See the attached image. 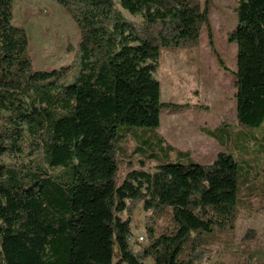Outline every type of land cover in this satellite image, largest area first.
I'll use <instances>...</instances> for the list:
<instances>
[{
  "label": "trees",
  "instance_id": "16d2710c",
  "mask_svg": "<svg viewBox=\"0 0 264 264\" xmlns=\"http://www.w3.org/2000/svg\"><path fill=\"white\" fill-rule=\"evenodd\" d=\"M56 1L80 41L70 64L37 71L26 32L13 24V0H0V264L204 262L201 236L232 226L237 208L238 165L229 151L201 165L158 135L156 145L175 162L130 169L118 187L114 179L118 129L156 131L163 109L186 107L160 100L162 51L197 46L205 29L225 69L213 48L211 0ZM234 14L227 38L236 46L235 120L240 128H260L264 0H237ZM229 128L205 132L230 144ZM138 204L152 214L169 208L176 228L155 236L147 227L148 245L133 251L127 237Z\"/></svg>",
  "mask_w": 264,
  "mask_h": 264
},
{
  "label": "rangeland",
  "instance_id": "374dc122",
  "mask_svg": "<svg viewBox=\"0 0 264 264\" xmlns=\"http://www.w3.org/2000/svg\"><path fill=\"white\" fill-rule=\"evenodd\" d=\"M236 4L237 0H211L209 6L213 48L225 69L221 68L209 47L205 29L197 46L162 51L155 74L160 84V100L186 107L163 109L161 125L156 131L121 127L116 142L114 183L118 187L130 169L153 171L158 162H175L173 154L156 145L158 135L166 138V144L176 146L179 139L174 136L173 128H184L189 144L181 149H188L194 161L207 164L217 149L221 151L222 148L216 141L199 138L201 132L224 125L230 127L233 139L223 151H229L238 165L239 201L232 226L225 230L215 228L212 233L201 236L206 260L196 264H264V123L260 128L249 129L238 127L235 120V88L231 73L236 70V46L228 42L227 35L236 25ZM116 7L119 9L118 5ZM121 12L129 20H140ZM13 24L26 32L35 70L51 71L70 64L80 41V32L56 0H13ZM250 136L255 140L252 141ZM143 150L156 152L157 158L147 160ZM206 153L212 157L204 156ZM6 161L11 162V159ZM250 172H254V176L256 173L261 175L251 186V192L259 187L252 198L243 196L247 192L245 186ZM147 227L153 229L155 236L173 233L176 226L171 210L166 208L160 214H152L136 205L131 213V233L147 237ZM148 243L147 237V242L134 247L133 251ZM188 252L186 244L178 260L184 261ZM113 260H116V249Z\"/></svg>",
  "mask_w": 264,
  "mask_h": 264
},
{
  "label": "crops",
  "instance_id": "0c3cea01",
  "mask_svg": "<svg viewBox=\"0 0 264 264\" xmlns=\"http://www.w3.org/2000/svg\"><path fill=\"white\" fill-rule=\"evenodd\" d=\"M160 125H161V121H160ZM160 127V126H159ZM217 128H219V127H217ZM216 129V128H215ZM173 134H174V136H176L177 137V139H179V142H178V144H176V146L175 145H173V144H169L174 150H176L177 152H180V153H184V154H186V155H188V157H189V159L190 160H192V161H194L193 159H192V156H191V153L188 151V149H181V148H186L187 147V145L189 144V143H187L188 141H187V138H185L186 137V131H185V129L184 128H180V129H177L176 127H174L173 128ZM203 130V129H202ZM202 134H201V136L199 137V138H202V140H207V139H211V140H213V141H216V143L218 144V146L220 147V148H222V150L220 151V150H218L217 149V151H216V153H215V156L214 157H212L210 154H208V153H206V155H204V156H211L212 158H210V161L207 163V164H203V163H201V162H197V161H194V162H196V163H198V164H201V165H208V164H211L212 162H213V160H214V158L216 157V155L218 154V153H220V152H224L223 150H224V147L226 148V146H228V144H229V141H228V139H226L224 142H221V141H219V139L217 140V139H215V138H213L212 136H210V135H208L206 132H205V130H203V132H201ZM164 137V136H163ZM164 139H166V138H164ZM186 146V147H185ZM200 149H203V148H200ZM206 157V158H207ZM250 174H251V176L247 173V181H246V190H247V192L243 195L244 197H249V198H252L254 195H256V192H258V190H259V187H256L255 189H254V191H252L251 192V190H252V184L254 183V182H256L255 180H257V179H259V178H261V175L259 174V173H256L255 174V176H254V172H250ZM259 183V182H258ZM261 188V187H260ZM238 201H239V199H238Z\"/></svg>",
  "mask_w": 264,
  "mask_h": 264
},
{
  "label": "built area",
  "instance_id": "2783aa9c",
  "mask_svg": "<svg viewBox=\"0 0 264 264\" xmlns=\"http://www.w3.org/2000/svg\"><path fill=\"white\" fill-rule=\"evenodd\" d=\"M128 243L132 248L144 245L147 242V237L143 234L133 235L132 233L127 237Z\"/></svg>",
  "mask_w": 264,
  "mask_h": 264
},
{
  "label": "water",
  "instance_id": "95a60500",
  "mask_svg": "<svg viewBox=\"0 0 264 264\" xmlns=\"http://www.w3.org/2000/svg\"><path fill=\"white\" fill-rule=\"evenodd\" d=\"M191 235H193V233Z\"/></svg>",
  "mask_w": 264,
  "mask_h": 264
}]
</instances>
